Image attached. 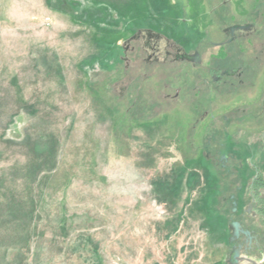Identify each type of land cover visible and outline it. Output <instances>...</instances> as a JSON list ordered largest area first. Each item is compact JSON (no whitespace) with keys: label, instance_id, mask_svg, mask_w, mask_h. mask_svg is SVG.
<instances>
[{"label":"rangeland","instance_id":"obj_1","mask_svg":"<svg viewBox=\"0 0 264 264\" xmlns=\"http://www.w3.org/2000/svg\"><path fill=\"white\" fill-rule=\"evenodd\" d=\"M251 5L0 0V264H224L236 216L229 196L242 209L251 179H264V62L207 89L214 115L197 126L205 95H168L202 88L173 55L198 47L212 59L221 28ZM141 44L143 59L158 63L136 60ZM127 47L130 77L122 64L106 70ZM250 52L243 66H253ZM145 71L155 83L139 98H155L167 115L130 117L119 105L116 116L111 105ZM237 217L264 238L258 218Z\"/></svg>","mask_w":264,"mask_h":264},{"label":"flooded vegetation","instance_id":"obj_2","mask_svg":"<svg viewBox=\"0 0 264 264\" xmlns=\"http://www.w3.org/2000/svg\"><path fill=\"white\" fill-rule=\"evenodd\" d=\"M252 2V5L246 10L245 14H241L239 11L237 12V23L231 25H225L221 28V31L226 33V38L217 42V51L213 55H211L212 59H208L203 61L202 54L200 48L194 47L191 51H186L185 49H179L172 57L173 62L181 61L185 62L189 68V71L193 74V80H200V85L202 88L197 89L194 92H181L175 89L174 93L171 96V100L177 103L183 97L190 98L192 102L198 98L205 95V107H196L195 111L198 112L200 116L199 120H205L209 114L213 117V113H209V103H208V90L219 91V87H221V83L227 77H240L245 76L246 74H251L254 70V65L257 63L260 64L264 62V0H249ZM226 1L223 2V5ZM222 3V2H221ZM220 3V4H221ZM224 12V11H223ZM222 14H225L222 13ZM243 17V20L242 18ZM242 20V21H240ZM233 26H237L233 30L230 28ZM143 34L138 32L135 37L136 40L142 38ZM146 39V38H144ZM226 45L230 46L226 48ZM133 47L130 49L127 47L124 50V54L132 53L134 50ZM138 49L143 52H148L145 45L141 44L138 46ZM146 50V51H145ZM251 51V52H250ZM248 52L251 53L250 58L247 60L250 65L253 66H243L241 64L240 57L244 56ZM166 58L170 55V51L166 50ZM222 54L221 56H219ZM197 59H193L195 57ZM257 56V57H256ZM147 59L145 61H151L158 63L159 60L154 58L148 53ZM262 59V60H261ZM125 66H129V58L125 57ZM224 63V65H223ZM228 65V66H227ZM196 82V81H195ZM193 87V85L191 86ZM208 89V90H207ZM207 92V94H206ZM200 110L202 111L200 113ZM198 120V121H199ZM214 123V121H213ZM198 123L194 124L197 126ZM193 125V126H194ZM215 125V124H214ZM209 126V121L205 126L206 129ZM207 158L209 156L207 155ZM228 158V157H226ZM221 162L227 161L223 156L219 159ZM223 166V165H222ZM252 195L250 188H246V196ZM231 203L234 207L231 208V215L235 216L234 220L230 221L228 224V228L230 233L227 238V242H230V250L229 257L235 251L239 252V256L243 258L239 261L238 264H264V238L262 235V231L260 229H252L250 227H246L240 219H238L237 215L242 213L244 216L256 217V209L253 205V198L250 197V202L243 205L242 209L238 208V200L237 195L234 194L233 197L229 196ZM249 207V208H248ZM232 222H238L241 227V232L238 237L232 238V229L230 228V224ZM243 231H247L248 234L243 233ZM228 242V243H229ZM224 245V243H221ZM255 254H262V259H255ZM253 255V256H252ZM229 259V258H228ZM229 261V260H228ZM254 262V263H253ZM237 264V263H233Z\"/></svg>","mask_w":264,"mask_h":264},{"label":"trees","instance_id":"obj_3","mask_svg":"<svg viewBox=\"0 0 264 264\" xmlns=\"http://www.w3.org/2000/svg\"><path fill=\"white\" fill-rule=\"evenodd\" d=\"M139 40L140 39H138L137 41H139ZM168 40L174 43V41L172 39L169 38ZM140 52H141V54H140V56H137V59L136 60H138L140 62L141 61L144 62L145 61L143 59L144 52L143 51H140ZM124 53L125 52H124V49H123V53H122V56H121V60H108L107 67L105 69L106 70L113 69V70L116 71V69H117L116 66H118L119 64H122L123 65L122 72H123L124 77L125 76L130 77V72H131L130 71V66H128V67L125 66V61L124 60H125V57H126L125 55L126 54H124ZM144 73L145 74L143 75V77L140 76V75L137 76V78H138L137 82L131 81V83H129L126 86V88L124 89L125 90V92L123 94L124 96L121 99H118L117 98V100H121V103H118L120 101H116V103H117L116 106H115V104L114 105H111V108L113 109V112H114V114L116 116H117V114H119L118 113L119 105L125 107L124 109H125L126 112H131L130 115L128 114L130 117H132L133 113H137V114L144 115V116L167 115L164 112H162L160 114H157L160 111L159 110V107L161 105H159L160 103L158 101H156L155 98L152 99L153 101L150 99L151 100L150 102L149 101H143L142 102V100L139 98V95L138 94H140V92L143 91V88H141L142 86H145L146 83H148V82H151V83L154 82L155 83V81L152 79V76L154 75L153 73H148L147 71H145ZM171 76H170V79L172 78L171 80H173L174 79V76L173 75H171ZM112 82H113V80H112ZM132 82H133V84L135 83L138 86L137 92H135V94L132 93V88H129V85H131ZM167 82L168 81H166V83ZM109 83H111V81L110 80H107V84H109ZM169 84L170 85L172 84V87H173V83H171V81H169ZM131 94H133V95L131 96ZM168 98H170V100H171V96L170 95H168ZM140 110H142V112ZM125 113H123V115ZM199 118H200V116H198V119H196V121H194V124L200 122ZM132 119H134V118H132ZM148 121L147 120H144V121H141V122H148ZM161 121H162L163 124H160ZM163 121H164V119L163 120H160V121L157 120V123L155 125H153V126L150 125V127H147L146 126L145 130L148 133H150V134L151 133H154V132L157 131V128L158 129H159V127L164 128V122ZM194 124H192V126ZM247 188H250V190L252 192V195H249V197H251V198L254 199L253 200V205H254V208L256 209L255 210L256 211V216H257V218L259 220V223H260V225L264 226V195H261V192H260L261 189H264V179L259 178V176H256V177L252 178L251 179V182L249 183V185H248ZM228 244L230 245V242ZM228 258H229V256H228ZM228 258L224 260V264H233V263H230L228 261L229 260Z\"/></svg>","mask_w":264,"mask_h":264},{"label":"water","instance_id":"obj_4","mask_svg":"<svg viewBox=\"0 0 264 264\" xmlns=\"http://www.w3.org/2000/svg\"><path fill=\"white\" fill-rule=\"evenodd\" d=\"M237 26H233L230 29L233 30L234 28H236ZM193 59H197L196 56L192 57ZM230 228L232 229V238L233 237H238L239 233L242 231L240 224L238 222H232L230 224ZM243 233L248 234L247 231H243ZM243 258H241L239 256V252L235 251L234 253H232L229 257V262L230 263H239L240 260H242ZM254 263V262H253Z\"/></svg>","mask_w":264,"mask_h":264},{"label":"crops","instance_id":"obj_5","mask_svg":"<svg viewBox=\"0 0 264 264\" xmlns=\"http://www.w3.org/2000/svg\"><path fill=\"white\" fill-rule=\"evenodd\" d=\"M160 124H163L162 121L160 122ZM155 130V129H154Z\"/></svg>","mask_w":264,"mask_h":264}]
</instances>
